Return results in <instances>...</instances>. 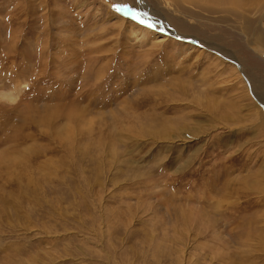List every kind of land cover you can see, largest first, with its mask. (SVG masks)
<instances>
[{"label": "rangeland", "instance_id": "rangeland-1", "mask_svg": "<svg viewBox=\"0 0 264 264\" xmlns=\"http://www.w3.org/2000/svg\"><path fill=\"white\" fill-rule=\"evenodd\" d=\"M142 1L0 0V264H264V0Z\"/></svg>", "mask_w": 264, "mask_h": 264}, {"label": "bare ground", "instance_id": "bare-ground-1", "mask_svg": "<svg viewBox=\"0 0 264 264\" xmlns=\"http://www.w3.org/2000/svg\"><path fill=\"white\" fill-rule=\"evenodd\" d=\"M182 1V0H181ZM186 2H188V3H190V2H192V1H194V0H185ZM203 1H205V2H209V3H212L213 5H217V6H221L223 3H224V1L225 2H227V6H231L232 7V9L234 8V9H236L237 7H239L241 4H239L238 2H236V1H234V0H203ZM193 3H195V2H193ZM139 5H140V7H141V9H140V12H141V14L143 13L145 16L147 15V16H152V15H154V13H153V11H151L150 9H149V7L142 1V0H140V2H139ZM253 5V4H252ZM242 7V6H241ZM240 9V8H239ZM233 11V10H232ZM229 12V11H228ZM249 12H250V10H249ZM234 14H236V15H238V17H242V19H245L244 18V15L245 14H243V13H234ZM252 14V13H251ZM237 17V16H236ZM168 19V18H167ZM166 20L165 19H163V18H161V19H159L158 17H154L153 18V23L154 24H156L157 26H159L158 27V29L160 30V31H164V30H166V31H169V32H171V29L167 26V23L165 22ZM118 23H120L121 25H122V22L121 21H117ZM117 23V24H118ZM169 23H170V21H169ZM173 24V23H172ZM244 26H243V29H242V31L244 32V33H249V30H250V28H251V23L248 21V20H246L245 19V24H243ZM157 29V30H158ZM174 29V28H173ZM145 31V30H144ZM257 31V30H256ZM172 33V32H171ZM253 33H255L254 31H253ZM148 34V33H147ZM173 34V33H172ZM152 35V34H151ZM194 51V50H193ZM217 52V51H216ZM217 53H219V54H217V55H220V54H223V53H220V52H217ZM223 58H225L226 59V57H224V56H222ZM227 61H229V62H231V60L230 59H226ZM239 72V74L241 75V78H244L243 80H244V82L246 83V85H247V87H249V90L252 92V94L255 96V97H258L259 96V98L260 99H264V97L261 95V93H260V95L258 94V92L256 91V89L251 85V81L247 78V76H246V74H245V72H244V70L243 69H241V67H240V70L238 71ZM257 87V86H256ZM263 88V91H264V85L262 86ZM18 93V91L16 90V88L14 89V90H7V89H2V91H0V97H1V99L3 98L5 101H12L13 99H14V97L16 96V94ZM264 101V100H263ZM10 103V102H9ZM264 103V102H263Z\"/></svg>", "mask_w": 264, "mask_h": 264}]
</instances>
